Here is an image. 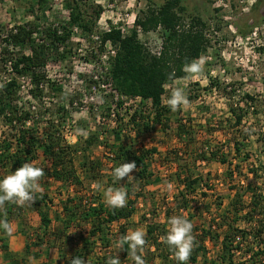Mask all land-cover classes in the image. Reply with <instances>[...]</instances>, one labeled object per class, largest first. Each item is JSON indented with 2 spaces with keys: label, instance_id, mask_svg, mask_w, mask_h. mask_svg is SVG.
<instances>
[{
  "label": "rangeland",
  "instance_id": "1",
  "mask_svg": "<svg viewBox=\"0 0 264 264\" xmlns=\"http://www.w3.org/2000/svg\"><path fill=\"white\" fill-rule=\"evenodd\" d=\"M79 1L85 16L95 21L93 32L89 34L75 26L66 48L70 50L69 58L62 62L50 60L46 67L49 77L63 84V92L54 94L46 87L43 98L34 99L28 92L31 79L25 77L21 79V104L31 110L32 116L39 120L40 126L50 119L54 120L65 136L66 144L77 146L78 152L73 156L84 184L77 189L70 182L57 181L52 176L48 158L42 151L39 152L36 163L45 173L39 181L41 192L53 200L50 207H43L49 210L52 224L49 230H45L33 203L23 206L21 212L11 219L13 234L7 236L0 231V264H30L29 257L34 258L35 264L42 261H47L48 264H65L66 258L61 251L69 255L73 250L80 248V241H73L72 238L62 235L64 222L67 221L63 202L69 196L76 195L79 200V197H82L81 202L84 205L96 198V193H100L104 201L103 191L109 187L113 188L116 183L113 176L115 168L111 159L115 145L117 147L120 143L117 133H120L121 129L126 142L133 141L130 144L134 147H157L159 150L153 158L147 160L149 170L158 178L152 177V184L146 187L142 186V182H136L134 187L135 191L144 193L146 198H140L137 211L130 220L129 231L139 229L145 233L146 225L141 220L143 214L152 213L161 221L168 219L165 210L176 207L174 195L180 189L176 173L181 164H188L194 174L203 175L208 183V186L201 187V192L198 191L200 197L197 200L198 203L201 202L198 207L201 206V210L197 212L194 209L196 215L193 217V225L201 224V227L208 228L213 219L214 225H225L217 232L220 239L214 241L209 236L206 240L209 249L208 261L217 258L222 249L223 232L229 223V220L223 222V211L231 203L235 192L246 186L248 181H251L253 186H260L264 191V0H181L185 10L181 13L182 24L177 25L176 29L189 28L192 17L200 16L207 24L204 33L208 44L206 52L201 56L204 62L203 71L195 79L180 78L169 84L170 87L184 89L188 104L172 112L171 129L167 133L161 130L159 124L153 122L149 131L139 132L142 125L134 124L130 118L131 113L138 108V115H150L148 118L151 121L153 106L148 102L136 103L131 101V98L120 95L109 72L110 59L114 56L116 47L110 41L103 43V37L111 25L120 26L125 32L138 29L141 25L139 26L137 21L147 13L149 7L160 6L166 0ZM65 2L66 0H0V30L28 21L39 23L42 27L64 24L70 21ZM98 10L101 14L96 18ZM165 33L164 27L159 25L146 32L142 30L138 36L147 49L156 51L161 49ZM1 42L0 39V50ZM3 75L8 74L4 72ZM212 81L217 84L212 86ZM2 82L3 78L0 76V86ZM247 94L255 97L254 101H249L248 106L245 103ZM168 95L169 92L164 94L165 97ZM120 99H123L124 104L121 108L117 106ZM241 105L246 108L247 114L243 124L234 127L235 117L231 107L240 111ZM60 107L62 109L58 112ZM128 109L130 114L126 113ZM180 120L185 122L187 130L193 132L190 134L188 147L186 142L188 143L189 138H178L174 132L177 121ZM32 121L27 125L34 126ZM8 130L10 128L0 114V140L5 137L4 133L13 136L14 130ZM92 133H96L97 137H94L93 144L87 147L86 140ZM240 133L245 145L241 154L236 155L235 138ZM245 137L247 139H244ZM174 149L180 150L177 157ZM211 149L220 157L226 155L232 164H222L217 158L200 160V152L207 150L208 154ZM247 152L250 153V159L244 161L243 156ZM84 155H88L96 165L98 161L99 168L97 167L95 172L87 166H81ZM238 163L241 165L239 170L235 167ZM255 169L258 171L257 175L252 172ZM136 173L134 170L130 174L132 177H125L120 182L133 181L136 179ZM9 174L11 172L7 171L3 176ZM203 192L207 193L206 197ZM244 198L249 200V195ZM68 205L74 207L73 203ZM150 215L146 216L152 217ZM173 216L177 214L174 212ZM78 218L77 221H80ZM77 221L73 222L67 235L75 233V225L78 223L85 224L83 220ZM238 225L250 228L243 220H240ZM117 229L118 224L115 223L113 230L116 232ZM16 233L21 234L22 240L13 237ZM40 237L43 240H40ZM3 240L10 244V248L11 245L14 247L10 249L13 259L5 258L2 250ZM39 241H43L41 246L36 244ZM27 242L30 244L29 252L25 250ZM249 242L253 241L243 242L241 251H237L236 260L241 261L246 255L248 259ZM115 243L116 241L113 242V247H117ZM118 255L121 263L125 262L122 253L119 252ZM204 259V256H201L200 263H203ZM257 259L264 264V256ZM100 262L102 263V260ZM159 262L157 259L154 263ZM246 263L251 264V261Z\"/></svg>",
  "mask_w": 264,
  "mask_h": 264
},
{
  "label": "trees",
  "instance_id": "2",
  "mask_svg": "<svg viewBox=\"0 0 264 264\" xmlns=\"http://www.w3.org/2000/svg\"><path fill=\"white\" fill-rule=\"evenodd\" d=\"M65 7L69 11L70 21L59 24L44 25L43 27L34 21L20 23L12 28H3L0 30L1 50H0V76L3 82L0 86V114L4 122L11 132L14 130L12 137L9 133H4L3 140H0V179H3V173L9 171L14 172L16 169L23 166L24 163H35L39 157V152L42 151L44 156L48 158L52 176L60 182H66L73 185L75 188L83 186V179L77 170L76 161L73 156L77 146L66 144L65 136L60 129L57 128L54 120H49L45 125H39V120L34 119L31 110L26 109L22 100V81L25 77H30L31 87L29 94L37 100H41L45 94V88L49 87L54 94L63 92V84L60 81L49 77L47 65L50 60H58L60 62L69 58L70 50L66 48L72 38V29L75 26L80 27L86 33H92L95 21H91L85 16L79 0H66ZM185 7L181 4V0H166L160 6L149 7L147 13L138 19V24L141 25L143 31H149L159 25L165 29L163 35V49L160 55L152 54L149 49L141 42L138 32L133 29L130 32H125L122 27L111 25L109 31L103 37V43L110 41L116 47L114 56L110 59V75L114 82L115 88L120 95L133 98L136 96L142 97V103L151 100L153 106L152 119L150 115H138V108L131 113V120L136 125H142L139 132L149 131L152 122L159 124L161 130L167 133L170 129L172 120V111L170 108L163 106L161 96H164L166 91L162 87L163 84H172L176 79L184 78L186 73L182 70L183 65L190 63L193 59L201 58L207 50L208 38L205 36L204 29L206 22L200 16H193L189 28L176 29L177 25L182 24L183 17L181 13ZM101 11L96 12V18L99 17ZM199 27V28H198ZM20 49V52L18 50ZM7 73L8 75H3ZM175 73L174 80L168 79L169 73ZM214 81L211 85H216ZM191 98V97H190ZM253 95H246V105L249 101H254ZM145 104V103H144ZM123 99L117 102L118 107H123ZM62 108L58 109L60 112ZM246 108L240 106L239 110L231 107V112L235 117L234 127L243 124L247 114ZM64 110V108H63ZM130 109L126 112L130 114ZM140 116V117H139ZM149 117V118H148ZM63 118V116H62ZM33 120L34 126H28V122ZM32 121V122H33ZM175 135L178 138L187 137L189 146L191 130H187L185 122L177 121ZM122 130L118 134L120 143L115 145L112 151V162L114 168L122 163L135 162L137 165L136 179L133 181H116L114 189H122L127 193V206L122 209H111L102 200L101 194L96 193V198L82 205V197L80 200L74 196H69L63 206L67 211V221L64 222L62 235L72 238L73 241H80L79 249L73 250L69 255L61 251V254L66 258L65 264H69L71 257L80 256L89 264H106L109 257H117L119 252L125 262L121 264H134L128 256L125 244L123 249L113 247V242H117L121 237L129 233L131 226L130 220L134 217L137 211V205L140 198H146L144 193L134 190L136 182H142V186L152 184L151 178L154 174L149 170L150 166L148 158L158 153L157 147L147 148L130 144L133 141L126 142V137L122 134ZM172 131V130H171ZM93 136V137H92ZM238 135L235 138L236 155H240L242 147L245 143L241 140L243 137ZM94 137L97 134L92 133L86 140L87 147L93 144ZM241 137V138H240ZM244 139H247L245 137ZM85 146V148H87ZM76 148V149H75ZM175 150V149H174ZM211 149L207 154V150L200 153V160L215 159L222 164L231 161L222 155L221 157ZM86 151V150H84ZM179 149H176V157ZM218 155V156H217ZM81 166L90 168L92 172L99 168L95 161H91L88 155H84ZM153 158V157H152ZM176 159V158H173ZM250 159V153L247 152L243 156V160ZM199 160V158H198ZM40 165V164H39ZM240 163L235 167L240 169ZM188 164L180 165L176 173L179 180V191L174 195L176 207L165 210L167 220L161 221L154 215L149 213L143 214L141 220L145 222V240L146 244L142 255L145 264H155V260L159 259L157 264H178L175 260L172 251L169 247L161 242L160 237L166 236L169 228L168 220L173 216H184L193 224L195 211L200 212L201 202L198 191L201 192L202 186H208L203 175L194 174ZM238 169V170H239ZM254 175H257V170H252ZM231 174L232 170H231ZM234 188V187H233ZM94 192V191H93ZM248 193V194H247ZM201 194V193H200ZM205 197L206 192H203ZM245 195H249V200H246ZM34 207L37 209L43 228L49 230L52 219L48 209L53 201L46 193H34ZM69 203H73L74 207H69ZM221 205V203H220ZM195 209V211H194ZM22 207L15 204L6 203L4 208L0 210V219H7L10 223L15 214L21 212ZM172 211H174L172 213ZM223 222L229 220L228 225L223 232L221 239V253L217 258L208 261L207 256L209 249L207 246V238L210 236L212 240L220 239L218 230H221L224 223L214 225L215 219L209 224L208 228L193 225V235L195 236V247L188 261V264H263L258 257L264 256V191L251 181H248L246 186H242L237 190L234 197L224 209ZM19 214V213H18ZM150 215L152 217H147ZM80 217V218H78ZM85 221V224L78 223L75 225V233L67 235L73 226V222ZM243 220L250 225V228L240 227L238 223ZM77 221V222H80ZM118 224V229L115 232L113 225ZM90 227H89V226ZM214 228L216 231H214ZM78 230V231H76ZM2 233L3 231L0 230ZM216 233V235H213ZM37 238L39 235H36ZM40 240L43 238L40 237ZM244 241L249 242V253L243 260H236L237 251H241ZM37 245H42L43 241L36 242ZM251 244H254L251 245ZM116 246V243H115ZM3 249H8V244L3 240ZM234 247V249H233ZM30 244L26 243L25 250L29 252ZM111 248H113L111 250ZM107 250V251H106ZM63 252V253H62ZM119 256V255H118ZM201 256H204L203 263H200ZM120 258V256H119ZM102 260V263L100 262ZM121 262V259H120ZM40 264H48L47 261H42Z\"/></svg>",
  "mask_w": 264,
  "mask_h": 264
},
{
  "label": "clouds",
  "instance_id": "3",
  "mask_svg": "<svg viewBox=\"0 0 264 264\" xmlns=\"http://www.w3.org/2000/svg\"><path fill=\"white\" fill-rule=\"evenodd\" d=\"M202 58L193 59L190 63L183 65V71L186 73L184 80L195 79L203 71ZM175 73H169L168 79L174 80ZM167 97L161 96L162 105L176 112L180 107L188 104V99L182 87H170L165 83L162 85ZM83 132V130H81ZM137 168L135 162L122 163L113 171L116 181H121L125 177H132L130 174ZM44 170L37 167L35 163H24L22 167L16 169L11 174L0 179V210L6 203L15 204L23 207L28 203H34V193L41 192L39 181L44 176ZM104 203L111 209H122L127 206V193L122 189L112 187L103 191ZM169 229L166 236L160 237L161 242L165 243L172 251L178 264H188L193 249L195 247V236L193 233V224L184 216H173L168 220ZM0 230L7 236L13 234V226L7 219H0ZM127 244L128 256L134 264H145L140 255L146 244L145 233L139 229L130 230L129 233L116 242L120 249ZM30 264H35L33 257H29ZM69 264H89L80 256L71 257ZM106 264H121L119 256L109 257Z\"/></svg>",
  "mask_w": 264,
  "mask_h": 264
},
{
  "label": "built area",
  "instance_id": "4",
  "mask_svg": "<svg viewBox=\"0 0 264 264\" xmlns=\"http://www.w3.org/2000/svg\"><path fill=\"white\" fill-rule=\"evenodd\" d=\"M139 26H140V25H139ZM142 30H143V29H142L141 26L138 27V29H136V31L138 32V34H140ZM162 49H163V44H162V46H161V49L156 50V51H150V50H149V51H150L152 54H154V55H160ZM142 100H143V99H142L141 96H136V97L131 98V101H134V102H136V103H140V102H142ZM146 102H148L150 105H152L151 100H148V101H146Z\"/></svg>",
  "mask_w": 264,
  "mask_h": 264
},
{
  "label": "crops",
  "instance_id": "5",
  "mask_svg": "<svg viewBox=\"0 0 264 264\" xmlns=\"http://www.w3.org/2000/svg\"><path fill=\"white\" fill-rule=\"evenodd\" d=\"M13 237H16L18 240H22L21 239L22 238L21 234L16 233ZM20 242H24V241H19V243ZM11 248H14V247H12V245H11ZM11 248H10V244H9L7 250L2 249L4 251L3 254H4L5 258H8L9 260L13 259V253L10 252Z\"/></svg>",
  "mask_w": 264,
  "mask_h": 264
}]
</instances>
